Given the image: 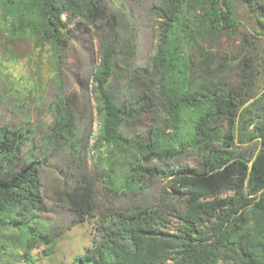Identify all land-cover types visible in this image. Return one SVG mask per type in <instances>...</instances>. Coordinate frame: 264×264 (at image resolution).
<instances>
[{
	"label": "trees",
	"instance_id": "16d2710c",
	"mask_svg": "<svg viewBox=\"0 0 264 264\" xmlns=\"http://www.w3.org/2000/svg\"><path fill=\"white\" fill-rule=\"evenodd\" d=\"M243 1L255 18L254 33L264 35V0ZM104 2L0 0V32L11 43L26 36L47 45L60 69L73 30L85 28L98 41L97 65L80 82L82 91L59 73L46 97L43 82L22 72L15 58L0 60V263L14 239L16 263L38 264L56 254L73 226L92 221V244L71 264H264V129L252 130L251 153L238 145L257 101L247 104L217 79L210 52L203 51L198 66L190 61L201 37L237 31L231 0L153 5L158 43L149 79L144 92L125 103L112 93L119 19ZM30 106L51 115L47 131L31 122ZM158 107L164 126L147 142L124 134L129 120ZM224 120L227 130L219 125ZM88 121L97 126L92 146L81 133ZM65 150L66 163L51 153ZM189 150L201 158L197 171L173 164ZM91 152L102 172L123 165L115 180L106 176L109 192L143 195L146 181L158 177L170 190L155 204L100 210L87 166ZM48 163L59 177L46 178ZM52 206L69 211L72 224L47 218Z\"/></svg>",
	"mask_w": 264,
	"mask_h": 264
},
{
	"label": "rangeland",
	"instance_id": "374dc122",
	"mask_svg": "<svg viewBox=\"0 0 264 264\" xmlns=\"http://www.w3.org/2000/svg\"><path fill=\"white\" fill-rule=\"evenodd\" d=\"M159 0H105L104 4L110 13L119 19V33L121 44L116 57V70L113 77L112 93L119 101L127 102L131 98H138L145 89V83L149 79L151 59L155 55L158 43V33L154 17L150 8ZM235 17L239 27L235 33L222 32L220 34H208L199 39L202 48H198L190 58L191 63L199 65L203 51L213 55L214 66L218 69L217 79L235 89L240 100L247 104L257 101L250 117L243 122L244 131L238 143L240 150L251 153L256 145L255 141H249L253 129H264V35L257 36L258 32L254 16L248 11L243 0H231ZM45 46V47H44ZM98 41L93 32L85 28L75 29L72 39L65 53V61L60 69L47 45L41 44L35 39L23 36L10 42L5 33L0 32V60L7 63L16 59L22 72L35 80H41L45 87L46 97L52 96L55 84L52 83L59 73L67 86L81 90L80 82L90 76L97 65ZM203 54V55H202ZM4 65L0 63L2 71ZM35 106V102L32 103ZM30 106L31 122L47 131L52 122V117L46 110H35ZM89 120V117L87 118ZM166 115L161 107L154 114L141 116L129 120L124 128V134L134 140L148 141L149 133L156 126H164ZM83 125L81 129L84 141L92 144L96 133V122ZM220 126L224 130L229 129L227 121H221ZM239 126L242 122L239 121ZM91 148V147H90ZM56 160L67 162V152H51ZM97 155L88 154V169L94 180L97 204L100 210L106 206L115 208H129L139 204H155L164 189L170 190L167 180L158 177L146 181V191L143 195H123L118 191L109 192L104 188L106 176L115 180L123 170V165L115 166L112 170L102 172L99 167ZM130 158L125 163L129 164ZM172 164V163H171ZM184 170H198L201 158L195 151H187L173 163ZM166 165V163H165ZM173 166V165H172ZM46 178L51 180L54 175L59 177L52 168L51 163L46 167ZM60 181V180H59ZM51 206V205H50ZM47 218L70 226L74 221L69 211L58 207H50ZM94 224L92 221L73 226L57 243V252L52 257L39 259L38 264H71L78 255L83 254L92 244ZM13 247L5 251L4 261L0 264H17L18 248L16 241H12ZM6 262V263H5Z\"/></svg>",
	"mask_w": 264,
	"mask_h": 264
}]
</instances>
